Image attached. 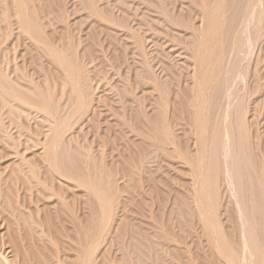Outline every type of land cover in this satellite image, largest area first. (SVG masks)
Returning a JSON list of instances; mask_svg holds the SVG:
<instances>
[{
    "label": "rangeland",
    "instance_id": "rangeland-1",
    "mask_svg": "<svg viewBox=\"0 0 264 264\" xmlns=\"http://www.w3.org/2000/svg\"><path fill=\"white\" fill-rule=\"evenodd\" d=\"M19 1L26 2V0ZM27 2V13L29 14L30 12L31 15L33 8V10H36L37 12V20H35L37 23L40 21V23L38 24H40L42 27L41 30H43L42 34L44 38L46 37L49 42L53 43L58 48H63V52L69 57V59L73 60L74 63H78L77 68H79L80 70L79 80L76 78H72L74 83L77 85V90L75 92L77 98L74 100V103L72 101L71 104L67 105V98L64 97L62 103L64 104L65 109L63 112V116H65L66 118L65 129L70 128L66 132L65 138L75 140L78 146L83 150L84 158L93 161V172L95 171V175L99 176H97V178L103 177V191H101L102 193H104L103 195L107 199V210L105 209L103 212H99V215L93 218V220L95 221V225H93V264H264V0H27ZM215 4H217L221 9V21L219 20V22L221 23H219L220 25L218 24L220 28H218V34L215 38H219L220 40L218 39V41L220 42L219 44H217L216 42L218 41L214 40L216 42L213 43L212 41V44L208 43L209 45L206 44V46L211 49V47L209 46L210 44L212 45V50L214 51H211L213 52L212 55L214 56V58L213 56H211V62H213V60L214 62L218 61L219 57L218 66L217 63L215 64L213 62L212 67L215 64L216 66L213 69H217V67L219 68L218 70H216L217 72L211 69L213 71H211L212 73H216L213 74L214 82L212 86L214 87V89L212 88V86L209 88V93L210 89L213 92H211V97L209 96V93L205 91L206 93H208L205 96V99L210 97V100L213 97L212 101L207 100L206 104H211L212 108L215 107L214 112L217 119L212 116L214 115L212 113L213 110L210 106L207 105V109L211 110L209 111V116L211 115V112L212 118L217 121L219 119L218 115L220 114L219 116L221 118L219 120L222 121H219V125L223 124L222 126L224 127L226 125V127H230L231 130L227 131L226 127L224 128L221 126L220 127L222 129L219 128L221 134L222 131L226 132H224L222 135L220 134L219 138L222 144H220L219 141V149H217V152L220 151L217 153V159H220V161H217L218 165L219 162H221L220 167L218 166L219 168H217V171H219L218 169H220L219 173L221 175H219V173H214L215 178L211 177V186L209 184V187L207 188V193L210 195L209 197H215V195L217 194V198L213 199L212 197L208 199L210 200L209 204H211L212 199H216V203H214L216 205H214L213 202L212 204L214 206L211 204L216 208H213L215 212L214 218L212 216V207H209L211 214L209 212L210 216L208 215V217L212 218L211 220L209 218L207 219V217L205 219L203 214H200V208H197L198 203L197 200H195L196 197H192L193 195L195 196L196 192L194 191H197L199 188V186L196 185V178L194 174L192 175V172H190L192 168L197 164L195 159L197 158V149H195L196 143L194 133L190 136L193 137L191 138V141L189 137V135L192 133L191 131H193L194 128L191 125L192 122H189L191 120H187V118L189 119V117H187L188 114L186 113V118H184L185 115H183L184 112H182V108H178L179 106H182L179 105L182 104L181 102H187V100H184V98H182L183 94L181 96H178L177 93L180 92L178 94H185L188 92H185L183 90L192 91L193 88L190 87L194 85H192V83H195L196 86L198 85V81H196L198 80L196 77L197 72L193 73V71H197L195 70L196 67H194L196 62L193 65V62L195 60L197 61V59L193 55L199 51L198 47H200V45L202 47L203 43L201 44V42L205 40L203 34V38L201 37V33H204L205 30L204 14L206 12L212 13L211 9L217 7H213L215 6ZM2 6L3 5L0 3V18L4 17L3 20H0V52L5 55V57H9L11 69H18L19 75H17V77L21 84H26L27 80H33L34 84L29 86L37 87L38 84H36L35 82L41 81L43 77L41 75V71L39 72V70H41V68L39 69V67L43 65L42 67H45L46 69L52 68L53 70L54 66L53 63H51L52 59L50 58V55L48 53L43 51V45L41 43L34 41L32 37L24 33L19 28L18 24H15L16 17H14L13 13H11L9 17L5 18V11ZM210 13L206 15V17L209 16ZM196 42L197 45L200 44L198 47L196 45ZM195 45L197 48H195ZM194 48L198 50L195 51ZM214 53H216L217 57ZM190 56L193 57L190 58ZM220 58L222 59V62ZM191 59H193V61ZM221 65L222 67H220ZM169 68L170 70H168ZM220 68L222 69V71ZM219 69L221 73L219 72ZM149 72L153 74V79H151V77L149 76L151 74H149ZM191 73L195 74L193 75V77L195 76L194 78H196L195 80L192 77ZM218 73L220 74L218 75ZM214 75H217V78L214 77ZM157 80H160V82H157ZM153 82L156 84H154ZM161 82L163 86L161 85ZM184 83L186 87L185 89L183 88ZM214 83L217 84L214 86ZM154 85H156L157 92L155 91ZM168 85L170 87H168ZM159 86H162L164 90L163 92H166V96H168L167 100L165 96H163V94L165 95V93L161 94L162 91H158ZM189 87L191 89H189ZM67 90H65L64 92L68 93ZM181 90L183 92H181ZM193 91L196 92L194 89ZM50 92H55L54 85L51 82ZM205 92L204 95L206 94ZM57 93L60 92L58 91ZM190 93L192 95L193 92ZM190 93L188 95L190 96L188 97L189 99L193 97V95L191 96ZM159 96H163L164 101L163 99L160 100L161 98ZM185 96L187 97L186 94ZM186 97L185 99H187ZM178 98L182 99L183 101L179 100V102H181H178L177 104L176 99L178 100ZM126 102L127 105H130L132 108L126 106ZM139 102L141 103L140 105L138 104ZM161 102H163L165 106L163 104H160ZM172 102L177 104L175 106V110H177V115L181 117H178L179 120L176 117V114L174 115L175 110H173L172 108H174L175 104H172ZM136 103L138 105H136ZM170 103L171 106L173 105V107H167V109L169 108V114H167L166 104L170 105ZM162 105L163 107H165V112L162 110V113L164 112L168 115H166L165 118L170 119H167L170 127H172V129H174L173 126L176 127V129H174L176 131L174 133L176 134L175 136L179 138L178 135H181V133H184L185 131L190 133L189 135L188 133H186V135L188 136H186L185 138L187 139L188 137L189 139V141H187L188 146L190 147L189 149H187L188 146L185 142L186 140L184 141V138H182L185 133L184 135L180 136L183 140L181 138L179 139L181 141H184L186 144L182 142V145L180 143V140V142H178V138L176 140V144L180 143V147L182 146L183 149H185V147L187 146L186 149L191 154L188 155V163H183L185 165L183 166L180 162L181 159L178 162V158L181 157L180 154L178 155L179 157L175 155V159H177V161L175 159L174 161L173 159L171 160V158H174V155L173 157H170V152L172 151V148L170 146H164L162 149L161 147H158V150L154 151L155 148H157L155 143L154 146L153 142H149V140L145 138L147 136H143V134H141V136H143L142 139L144 138L146 141H148L145 142V140L143 139L144 141L142 140V142L140 139L141 136L138 134L139 136H137L139 137L141 144L147 143L145 145L148 148V145H150L148 143H151L154 146L153 149V146L150 145L149 151L146 152L147 154H141L140 158L143 157L142 155H146L148 157L150 152V155H153L156 152V158L159 157L158 159H156L151 156L152 160L150 157H148V159L146 158L147 165H149L148 163H153L155 159V163H158L159 160V163H156L157 165L151 163L152 166L150 164V167L148 166L149 169L144 163V165H146L147 167L146 170H153L152 172L149 171V173H151L150 177L154 175L156 176H153L155 181L158 178L157 182L159 179H162L161 183L164 182L161 184L159 181V186H157L158 184H156L155 186V181H150L154 180L153 177L151 179L150 177H148L149 175H146L148 174V170H144V173H142L143 167H145L144 165L143 167L142 165H137L139 166L138 168L137 166L132 167L139 170L141 166L142 170L141 174V170H136V173L138 174H134V180L131 177L135 169H132L133 173H128L131 177L126 173L127 169L125 166V162L128 157L126 158L125 154L126 156H128L131 153L130 151H138L137 146L140 144V142L138 144L139 139L136 135H134L136 134L134 133V131L136 130H132L130 132L132 128L125 125V122L129 125V121L126 120L131 119L128 117L131 116L130 113L132 112V115L137 114L140 117H138V119L137 116L134 115L138 120H143L142 117H144V114H146L147 112L150 113H147L145 116L146 122L148 118H150V116L152 117V115L155 113H157L155 114L157 119V117H160L162 114H158L161 108L158 109L157 106L162 107ZM137 106H141L137 110L145 111L143 112L142 116H140L139 113L141 112L139 111H137V113H134V111L136 112L135 108H137ZM238 107L240 109L239 112L241 113L239 117L242 116L240 117V119L242 118V127L239 126L240 123L237 124V119H239V117L236 114H240L237 111ZM125 110H127L128 113ZM129 110L132 112H130ZM178 110L180 111V113H178ZM227 110L230 114H233V116L230 115V117ZM29 111L30 112L28 117L30 118L31 127L40 128L42 133H45L49 129L55 127V121L51 117H48V119H46V123H41L43 118H41L42 116H39L43 113L33 108H30ZM171 111L174 113H172ZM233 111H237V113L235 114V112L233 113ZM31 113L33 114L31 115ZM181 113L183 116L181 115ZM170 115H173L171 116L172 118L176 117L175 119L177 120L173 119L174 121L172 123V118L170 117ZM134 116L133 118L136 121ZM155 116L150 120H154ZM182 117L184 120H186L182 121ZM133 118L132 121H130L134 123V125H136L137 121L135 122ZM156 119L155 121L158 120ZM210 119L211 118H209V120ZM36 121L39 123H37ZM145 121L139 124L137 123V126L134 127L131 123V126L133 127V129L138 127V130L139 127H141V130L144 126L143 124L145 123ZM179 121H182L183 123ZM187 121L188 124L191 123L190 125L192 127H190L193 130H189L190 127L187 129L188 125H184L185 122L187 123ZM174 122L181 125L176 126ZM147 123H149V125L151 124L149 120ZM152 124L154 125V122ZM171 124L174 125L171 126ZM210 124L213 125V123ZM210 124L208 126H210ZM214 125L216 126V124ZM150 126L143 127L144 129L149 128L147 129V131L146 129L143 130L144 133L146 131V135H148L150 132L148 131L151 129ZM126 127H128L129 129H127ZM181 129H183V131ZM210 129L208 131L212 132L213 129ZM236 131L238 132V134ZM226 133H228V135L233 134L232 137L236 136L233 139L235 140V142H238H234L235 145L234 143H230V141L233 142L234 140L232 139V137H230L231 135L228 136ZM224 134L230 137V139H228V137H225ZM240 134L243 135L241 136ZM206 135H208L206 136V139L209 142L210 140H208V138L211 139L212 134L210 133L211 136H209V132H207ZM149 136L150 135H148V137ZM221 138L224 140H222ZM241 138L243 139L242 142L246 143L245 147L244 145H241L243 144L240 141ZM130 139L133 140V142L135 141V143L131 142ZM126 141L133 143L135 146L133 144L132 146L136 148L132 147V149L134 150H131V148H129L130 150H128V145L130 143L126 145ZM226 142L229 143V145L226 144ZM129 147H131V144ZM177 147L178 149L182 148H180L178 145L176 146V148ZM207 147L211 149L210 146H206V157L204 156V163L206 161L210 162V155H212L209 153V149H207ZM36 148L37 147H35V149ZM125 148L129 151V153L125 150ZM35 149L28 151L26 154L28 156L32 155L31 153L39 155L41 151L39 149ZM150 149H153L154 152ZM160 149H165L164 153L167 152L168 155L162 153L163 151H161ZM230 149H236L237 151H246H242V155L243 153H245L243 156H246V158H243L242 156V158L239 159L243 164L242 167V164L239 163L240 166L242 167V169L244 168L243 170H239V173L241 174L239 178L242 177L243 173V177L247 178L245 179L242 177V180L240 179L242 182L239 183V193L237 192L238 185H234V183H236V177L235 175H231L236 172L232 171L231 167H236L237 165L236 163V166H233L232 164V166L230 165L231 162H229V160L231 161V155L233 156L234 152V150L232 152V150ZM159 150L161 153L158 152ZM124 151H126L128 155ZM230 152H232L231 155L229 154ZM206 153L210 154L209 158H207L208 155ZM238 153L240 154L239 151ZM134 154H136V152ZM221 156L224 157L222 158ZM123 157L125 158V161L123 160ZM144 159H140L142 163L144 162ZM243 159H247L248 161L245 162L246 160L243 161ZM122 162H124V165ZM208 162H206V164L203 163V165L206 166L204 167L205 171L207 173H210L209 170L211 172L213 170H211V167L210 169L206 170L207 168H209L207 166L210 165V163L208 164ZM191 164H193L194 166H192ZM221 164H224L225 166H222ZM121 165L123 166L121 167ZM188 165L191 170L187 168ZM244 165L247 166L245 167ZM157 167L159 168V170ZM161 167L162 169H160ZM175 167L178 168V170ZM24 168L26 169H23V173L27 175V173H29L30 171H28L29 169L27 167ZM122 168L126 171L121 170ZM112 169L116 171L111 172ZM180 169H185V171L186 169H188L191 176L185 171H183V173H181V171L179 172ZM228 170L230 171V173ZM109 171L110 173H112L111 175H116V178H113L114 176L110 178V176L108 175ZM122 171H124L125 174ZM156 171L160 174H158ZM99 172H102L104 175H102V173L99 174ZM105 172L108 173L105 174ZM177 172H179V175L180 173L183 174V176L185 172L189 177L186 174L185 177L180 175V177L182 176V181L180 177L177 176ZM144 174L145 176L143 177ZM31 175L36 178L35 173L31 172ZM216 175H219L220 178L222 177L221 180ZM146 176L150 178V180L148 178L146 180ZM122 177L124 178L122 179ZM173 177L175 180L172 179ZM216 177L218 178L216 179ZM231 177L234 178V182L232 181ZM125 178H128L130 180L128 181V179L126 180ZM165 178L169 181H171L172 179V182H169L167 180L165 181ZM143 179L146 183H143ZM180 180L181 182H183L182 184ZM112 181L113 185L116 186L112 185V189H110L109 183H112ZM148 181H150L152 184L154 183V185L150 186L151 183H149ZM62 182L59 181V183H61L63 186H66L65 184L67 183L65 181V183ZM115 182L117 183L115 184ZM168 182L171 184L168 185ZM243 182H245L246 185ZM175 183L183 185L184 187H186V190H184L185 188L181 190L183 186L180 187ZM165 184L167 185L165 186ZM212 184H218V187H216L217 185H215L214 189V186ZM126 186L130 187L127 188ZM131 186L134 187H132L133 190L131 189ZM153 186L161 189V191L158 190L160 194H157L155 192L156 190ZM167 186H174V189H176L175 187L178 186L180 188L177 187L175 191L178 192V189H180V191L182 192L173 193V187H170V189H168ZM15 187L17 188L19 194L23 193L22 189H20L19 187V184L16 183ZM113 187H117L118 189L114 193L112 191ZM165 187L167 188L166 192L168 191L167 197L164 189ZM242 187L243 189L245 188V192H241ZM150 188L155 191H151ZM123 189L125 191L127 190L129 194L127 192L125 193ZM129 189L130 191H133V195L131 194V196L134 197L133 199H131L132 197L130 196L131 192L129 191ZM216 190H218L217 193ZM148 191H151L153 195L151 192H149L150 196L149 194L146 195V192L148 193ZM185 191H187V194L184 193L185 195H183V192ZM210 191L211 194L214 192L212 196L209 193ZM219 191L220 196L218 193ZM107 192L109 195H107ZM179 193L180 196L178 195ZM241 193H244L243 195L249 193V196L251 195V197L249 198L251 201L248 200L249 196L247 197L246 195V197H243ZM145 195L149 198L153 196L154 198L151 199H156L157 201H154L157 203L159 200V203L155 204L153 201L148 199V197H144ZM79 196L81 208L85 207V201H88L90 198L87 189L81 186L79 189ZM126 196L129 197L128 199H130L132 203L127 199ZM252 196L254 199H252ZM20 198L21 197L18 198L19 201ZM165 198H168V200L166 201ZM179 199L181 201L183 199L182 203ZM127 200L129 201V203L127 202ZM146 200H149L152 203L150 202V204L149 202H146ZM163 200L166 201V203ZM184 200H186V202H184ZM239 201L242 202V206H248L249 202H251V206H253L254 209H252V207L249 205L251 207V211L253 212V219L250 218V221H248L247 218L248 216L252 217V215H246L248 212H250V208L247 206L244 207L245 209H243L244 211H247V213L241 214L240 211H243V209L241 208V202L239 203ZM183 202L188 206H183ZM245 202H248V204H245ZM149 204L151 206H149ZM152 204H154L155 207L152 206ZM255 204L258 206H256ZM93 207L98 210L101 207L100 205H98L94 196ZM150 209L152 210V213H154L155 215H159L158 221L154 219L155 216L151 217L154 214L149 215L151 213ZM81 210L83 213L84 210ZM244 216H247V221L245 220ZM232 217H234L236 220ZM215 218L216 220H214ZM228 218H230V221L228 220ZM124 220H131V223H136L134 227H138L139 229H135V237L139 236L138 233L144 231L145 235L144 237L142 235V237L146 238L144 239V241L148 239L147 242L145 243L141 236L139 237H141L142 239L138 237L129 238V235H126L124 233V228L126 227L125 222H127H124ZM253 220L255 221L251 222ZM231 222L233 225L231 224ZM97 224L100 226L102 225L101 228H99L100 226H98ZM153 224L155 225L153 226ZM121 226L124 228H122ZM248 227L252 228L250 232L249 230H247L249 229ZM205 228L210 229L206 230ZM4 230L5 228L4 226H2L0 230V241L3 237H5V235L3 236V234H5ZM248 232H253L251 233L252 236H250L251 234H248ZM64 242L67 245H70V243H68V240L63 239V243ZM249 242H252V244ZM125 246L127 247V249ZM10 254L11 251L9 249L5 250L4 256H6L7 259H14L12 257L13 255ZM60 256L69 262H72L73 260V255L69 256L66 254V252H61ZM0 264L4 263L0 260Z\"/></svg>",
    "mask_w": 264,
    "mask_h": 264
},
{
    "label": "bare ground",
    "instance_id": "bare-ground-1",
    "mask_svg": "<svg viewBox=\"0 0 264 264\" xmlns=\"http://www.w3.org/2000/svg\"><path fill=\"white\" fill-rule=\"evenodd\" d=\"M9 1L8 0H1V2H0L3 5L2 7H3L4 11H5V18L9 17L11 13L14 14V17H16V20H15L16 23L15 24H18L19 28L24 33H26L27 35H29L30 37H32V39H34V41L39 42V43H41L43 45V51L46 52V53H48L50 55V58L52 59L51 60V63H53L54 69L53 70H52V68H47L46 69L45 67H42L43 65L41 67H39V69L41 68V70H39V72L41 71V75L43 77H42L41 81H39V82L37 81L35 83L38 84V85H40V86L37 85V87H30L29 85H33L34 84V81L33 80H27L26 81V84H23V83L21 84L20 81L18 80V77H17V75H19L18 69H16V68L15 69L14 68L11 69L10 68V60H9V57L8 56L5 57V55H3L0 52V230H1V227L2 226H4V228H5V230H4L5 231V234H3V236L5 235V237L2 238V236H1L2 239L0 241V260L4 264H93V225H95V221L93 220V218H95L96 216H98L99 215V212H103L107 208L106 207V205H107V199L103 195L104 193H102V191H103L102 190V187H103V179L102 178L103 177L97 178L98 175L96 176L95 173H94L95 171L93 172V170H94L93 169L94 168L93 167V161L84 158V152L78 146V144L75 142V140L74 139H68V138L66 139L65 138V134H66V132L70 128L65 129V121H66V118H65V116H63V112H64L65 109H64V104L62 103V100L64 99V97L67 98V105L68 104H71L72 101L74 103V100L77 98L76 97L77 95L75 93L76 90H77V85L74 83V81L72 80V78H76V79L79 80L80 70H79V68H77V66H78L77 64L78 63H74L73 60H70L69 57L63 52V48H58L53 43L49 42V40L46 37L44 38V36L42 34L43 33V30H41L42 27H41L40 24H38V23H40V21L38 23L36 22V20H37V12H36V10L34 11L33 10L34 8H33L32 9V12H31V15H30V12L28 14L27 11H26V9H27L26 8V6H27L26 4L28 3L27 0H26L27 3L26 2H23V1H19V0H11L10 2ZM213 7H216V8H214V9L212 8L211 9V12L212 13L209 12L210 15L207 16V17H206V15H208L209 13L206 12V11H204V12L208 13V14H206V13L204 14L205 15L204 16V19H205L204 20V22H205V25L204 26L205 27L204 26L203 27L205 28V30H204V33H201V37L204 35L205 40H203V42H201V44L203 43L202 47H201L200 44L197 45V42H196L197 47L200 45V47H198L199 51L197 53H195V54L193 53L194 54L193 56L197 59V61L195 60L193 62V65H194L195 62L197 63V66H196V63L194 65V67H196L195 70H197V71H193V73L197 72L196 73L197 74L196 77H197L198 80H196V81H198V85L196 86L195 83H192V85L194 84L193 85L194 87L193 86H190V87H192L196 92H194L193 89H192V91L191 90H183L185 92L188 91L187 92L188 94L185 93L187 95V97L185 96L184 93H181V94H178L180 92L177 93L178 96H181L183 94L184 97L182 96V98H184V100H187V102H185V101H183L182 99H179V98H178V100L176 99L177 104H178L179 100H182L183 101V102L180 101L182 104H179V105H182V106L181 107L180 106L179 107L177 106V107L180 108V109L182 108L181 110H182V112H184L183 115H185L187 113L188 114L187 117H189V119L187 118V120L188 121L191 120L189 122H192V124L191 123L188 124V121H187V123L185 122L184 125L185 126L188 125L187 126V129L191 125L194 128V130L191 128L192 126L189 128V130L192 129L194 131V132L191 131L192 132L191 134L189 132L185 131L184 132L185 135H184L183 132H182L183 134L181 133V135L180 134L179 135L177 134V135L179 136V138H181L180 136L184 135L182 138H184V141L186 140L185 141L186 143H187V141H189L188 137H187L188 140L185 139L186 136H188L190 134L189 135V137H190L193 133L195 135L194 138H195V143H196V146L195 147L196 148L195 147L194 148L197 149V154L195 153L197 155V158H195V157L194 158L196 159L197 164H196L195 167L192 168V170L190 169L189 165H188L187 168L189 170H191L190 172H192V175L194 174V176L196 178V180H195L196 185L199 186V188L196 187V188H198V190L197 191H194L196 193H195V196L193 195L192 197H196L195 200H197V203H198V205L196 204L198 206L197 208H200L199 209L200 214L201 215L203 214V216H204L205 219H206V217H207V219L209 218L208 215H209V212H210V208L211 207H212L211 210H213V213H212L213 215L212 216H213V218L215 217L214 216V213L215 212H214V209H213L215 207H213V206L216 205V204H214V203H216L215 202L216 199L215 200H213V199L214 198H217L216 197L217 194L214 197V196H212V194L214 192L212 194H211V191L209 192L211 194V196L213 197V199L211 201V204L213 202L214 205L212 204L213 205L212 206L211 204H209L210 200H208L209 198H212V197H209L210 195L207 193V188L209 187V184L211 186V183H212V181H210V180H212L211 177H214V175L215 174H218L219 171H220V169H218L219 171H217V168L220 167V163H221V162H219V165H218V162L217 161H220V159L219 160L217 159V155H218L217 153L220 152V151L217 152V149H219L218 148L219 147V141H220V144H222L221 143V140L219 138L220 137V134H221L219 128L224 127V126H222L223 124L222 125H219L220 124L219 123V121H220L219 119L221 118L219 116L220 114L218 115V117H219V119L217 120L218 122L214 118H212V116H214L216 118L215 112H214V108L215 107L212 108L211 104H209V105L206 104L207 100L208 101H212V99H213V97H212V99L209 100V98L212 96L211 95V92L212 91L210 89V93H209V88L213 85V82H214V80H213V74H216V73H212V72L214 70H215V72H217L216 70H218V68H219V67H217V69L216 68L213 69L216 66L215 65L216 63H217V66H218L219 57H218V61H215L214 62V60H213V62L215 64L212 67L213 62H211L212 61L211 60V56H213L212 55V53H213L212 51H214V50H212L213 48H212V45L211 44H212V41L214 43V42H216L214 40H217L218 41V39H219V38L218 39H215V38H216V35L218 34L217 33V30H218V28H220L218 26V24L221 23V22H219V20L221 21V18H220V14H221V11L220 10L221 9L218 7L217 4H215V6H213ZM208 11H209V9H208ZM3 18L4 17L0 18V20L1 19L3 20ZM32 19H34V20H32ZM8 24H9V21H8ZM3 29H4V27H3ZM202 32H203V30H202ZM219 42L220 41H218L216 43L219 44ZM208 43H211L210 46H209V47H211V49L206 46V44H208ZM196 45H195V48H197ZM195 48H194L195 51L198 50V49H195ZM192 52H194V51H192ZM214 54L217 57L216 53H214ZM12 55H11V58H12ZM193 56H190V58H192ZM213 58H214V56H213ZM191 60L193 61V59H191ZM220 60L222 62V59L221 58H220ZM21 63H22V61H21ZM220 67H222V65ZM153 69H154V67H153ZM220 69H219V72L221 73L222 69H221V71H220ZM168 70H170V68ZM232 70H233V68H232ZM150 73L151 72H149V74ZM220 73H218V75ZM230 73H231V70H230ZM193 75H195V74H192V77H193ZM149 76L151 77V79H153V74L152 73ZM214 77L217 78V75H214ZM184 78H187V77H184ZM195 79L196 78H194V80ZM50 82L54 85V89H55V92L54 93L53 92L52 93L50 92ZM157 82H160V80H157ZM179 82H180V80H179ZM154 84H156V83H154ZM216 84L214 83V86ZM161 85L163 86L162 82H161ZM67 87H68V90H67ZM154 87H155V91H156V85H154ZM161 87L159 86L158 91L159 92L162 91L161 94L162 93H165V95L163 94V96H165V98L167 100L168 99L167 98L168 96H166V92H163L164 91L163 90V87L162 88ZM168 87H170V86L168 85ZM190 87H189V89H191ZM221 87H222V85H221ZM183 88L184 89L186 88L185 87V83H184ZM212 88L214 89L213 86H212ZM65 90H67L68 93H65L64 92ZM58 91L60 93H57ZM183 91L181 90V92H183ZM205 91H207L209 93V96L211 95L207 99H205V96L208 93H206ZM190 92H193L194 94L192 93L193 97L189 99L188 97H190V96H188V95H189ZM204 92L206 93L205 95H204ZM190 95H191V93H190ZM152 96H154V95H152ZM163 96L160 97L161 99L160 98L159 99L162 100L163 99ZM185 97L187 99H185ZM163 101H164V99H163ZM173 102H172V104H175L174 105V108H172L173 105L171 106V103H170V105L166 104V109H167L168 106L169 107L171 106V108L173 110H175V106L177 104L176 103H173ZM125 104H126V106L131 107L130 105H127V102ZM138 104L140 105L141 103L139 102ZM138 104L136 103V105H138ZM160 104H163V102H161ZM163 105H162V107H163ZM207 105L210 106L211 109L213 110L212 113L214 115H212V113L210 112V114L212 115V116L210 115L211 117L209 116V111H211V110H208L207 109L208 108ZM245 105H246V103H245ZM140 107L139 106H137V108L134 107L136 109V112L134 111V113H137V111H139V112H141V113H139L140 116H142L143 112H145V111L143 109H142L143 111L137 110ZM157 107H158V109L161 108L160 111L157 109L159 111L158 114L159 113H162V110L165 112V110H164L165 107H163V108L161 106H157ZM30 108H33V109H35V110H37L39 112L41 111L43 113V114H41L39 116V117L42 116L41 118H43L42 121H41V123H46V119H48V117H51L52 119H54L55 124H56L55 127L49 129L45 133H42L40 128L31 127V125H30V118L28 117L29 116V112H30L29 111ZM125 109H127V108H125ZM145 109H147V108H145ZM168 109L166 110V113L167 114H169ZM226 109H227V107H226ZM217 110H218V108H217ZM235 110H237V109H235ZM239 110L240 109L238 107V110H237L238 113H240ZM125 111H127V110H125ZM237 111H233V113L235 112V114H236ZM130 112H132V111H130ZM164 112L161 114L160 117L158 116L159 119L157 117L158 120L156 119V116H155V114H157V113L153 114L155 116V119L157 121H155V119L154 120H150L152 117L154 118V116L152 115V117L150 116V118H148L149 117V115H148L147 118H148L149 122L151 123L150 125H152V126H150L149 123H147L148 120H147V122L145 121L146 120L145 119L146 118L145 117L146 114L147 113H150V112H147L146 114H144V117H142V119L145 121V123L144 124L142 123V124L145 127H149L150 126V128H151L150 130H148V131H150L149 134L147 132V134L150 135L149 137H148V135L145 134L146 131H147V129H149V128H147V129L145 128L146 129L145 133L143 131V130H145L143 128L144 126L142 127L141 130H140L141 127H139V130L140 131L138 130V127H136L137 129L136 128L133 129L134 126H137V123L139 124L141 122H144L141 119L138 120L140 117L137 114H133L132 115L133 112L130 113L132 117L128 114L130 116L128 118H131L130 119L131 121H132V118H133L134 115H136L137 118L139 117L137 119L134 116L137 122L133 118V120L136 122V125H134V123H132L130 120H126V121H129V125L126 122H125V125H127L128 127L130 126L132 128L130 130V132L132 130H136V131H134V133H136L134 135L137 136L139 134L141 136V134H143V136L144 135L147 136L145 138H147L149 140V142H153V145L155 143V145L157 146V148H155L154 151L158 150V147L159 148L161 147V149H162L164 146H170L172 148V151H171L172 153L169 151L170 152V157H173V155H174V158H171V160L173 159V161H174V159L176 158L175 155L178 156L180 154L181 157L178 158V162H179L180 159L181 160L183 159L182 161L180 160V162H181V164L183 166H185L183 163H188V161H189V158H188L189 156L188 155L191 154L189 151H187V149H189L190 147L188 146V143H187V146L188 147L186 146L187 149H186L185 145H184L185 149H183L182 146H181L182 148L180 147L181 144L183 145L182 142H184V141H181L178 137L175 136L176 134H174V133L176 131L174 129H176V127L173 126L174 129H172V127H170V125L168 123V120H167L169 118H167V119L165 118L167 114L164 113ZM176 112H177V110H175V113L174 112H172V113H174V115L176 114V117L178 118L179 116L177 115ZM127 113H128V111H127ZM178 113H180V111ZM228 113H229V111H228ZM32 114L33 113H31V115ZM181 115H182V113H181ZM228 115L229 116L230 115L233 116V114H230V113ZM236 115L239 117V115H241V113L240 114H236ZM171 116H173V115H170V117ZM237 116H235V117H237ZM240 117H242V116H240ZM240 117H239V119H237V124L240 123L239 126L242 127L243 126L242 123H241L242 122V118L240 119ZM175 118H172L171 119V122L172 123L174 121L173 119H175ZM179 118H181V117H179ZM179 118H178V120H179ZM184 118H186V115H185ZM209 118H211V119L209 120ZM182 119H183V117H182ZM226 119H227V117H226ZM175 120H177V119H175ZM185 120L183 119L182 121H185ZM212 120H215V121H212ZM238 120H239V122H238ZM138 121H140V122H138ZM182 121H179V122L183 123ZM209 121H212V122H209ZM153 122H154V125L152 124ZM214 122H216V123H214ZM37 123H39V122H37ZM210 123H213V125H211ZM217 123H218V125H217ZM174 124H176V122H174ZM174 124H171V126L174 125ZM209 124H210V126H208ZM214 124H216V126H218V127H216ZM178 125L180 126L181 124H179V123L176 124V126H178ZM140 126H141V124H140ZM211 126H213V127L215 126L214 127L215 130ZM128 127H126V128L129 129ZM225 127H226V125H225ZM210 128L213 129V131H212L213 133L210 132V131H208ZM226 128H227V131L228 130H231V128L230 127L228 128V126ZM173 130H174V132H173ZM181 130L183 131V129H181ZM139 132H141V133H139ZM207 132H209V136H211L210 133L212 134L211 139H209L207 137L208 140H210L209 142L206 139V136H208V135H206ZM224 132H226V131H222V134ZM233 132H235V131H233ZM186 133H188V135H186ZM226 134L228 135V133H226ZM237 134H238V132H237ZM230 135H228V136H230V137L233 136V134H230ZM143 136H141V138H140L141 141L144 139V138L142 139ZM228 136L225 135V137H228ZM230 137H228V139H230ZM235 137H232V139L235 138ZM177 138H178V142L181 141L180 142L181 144L180 143L179 144H176ZM191 138H193V137H190V141H191ZM138 139H139V137H138ZM140 139L138 140V144L140 142V144L137 146V148H138L137 150L138 151H135L136 154H134L135 152L130 151L131 153L128 155V153H129L128 150H130L129 148H131V150H134V149H132V147L133 148H136V147H134L135 145L133 144V143H135V141L133 142V140H131V139L130 140L133 143L127 142L128 140L126 141L127 142L126 145L128 143L131 144V147H129L130 144L128 145V150L125 148V150L128 151V153L126 151H124L128 155V156H126V154H125V157L126 158L128 157L126 159V162H125L126 163L125 166H126L127 171L125 169H123V168L121 170H125L127 174L128 173L131 174L130 172H132V169H135L134 173L132 172L133 173L132 177L128 174L132 179L134 178L133 177L134 174L137 171H140L141 170V166H140L139 170H137V168L139 167L137 165H142V167H143L144 163L145 164L147 163L146 158L148 159V157H150L151 160H152V157L156 158V155H155L156 152L153 155H150L151 154V152H150L149 155H148V157L146 155L145 156L142 155L145 159L143 157L140 158L141 154H147L146 152L149 151L150 145L153 146L151 143H148V144H150V145H148L149 146V148H148L145 145L147 143H145V144L142 143L141 144ZM222 140H224V139H222ZM242 140L243 139L241 138L240 139L241 143H243ZM145 142H148V141L145 140ZM234 142H235V140L233 142L230 141V143H232V144ZM237 142H235V143H237ZM235 143H234V145H235ZM132 144L134 146H132ZM226 144L229 145V143H227V142H226ZM245 144L246 143H243L241 145L242 146L244 145V147H245ZM126 145H125V147H126ZM136 145H137V143H136ZM177 145L181 149H178V147L176 148ZM234 145H231V146H234ZM154 146L152 147L153 149H154ZM206 146H210L211 149H209L208 147H207V149H209L208 150L209 153L212 154V155H210V154L206 153L208 155L207 158H209V155H210V160H209L210 162L206 161V162H208V164L210 163V165L207 166L209 168H207L206 170L210 169V167L212 168L211 170H213L212 172L209 170L210 173H207L205 171L204 167H206V166L203 165V163H204V156L206 157V155H205ZM222 146H224V145H222ZM35 147H37L36 149H39L41 151V153L39 155H36L35 153H31L32 155L28 156L26 153L28 151L32 150V149H35ZM226 147H227V145H226ZM171 148H170V150H171ZM153 149L152 150L150 149V150L153 151ZM160 150L158 152H160ZM164 150L165 149L161 150V151H163L162 153H164ZM210 150H211V152H210ZM230 150H232V152H233L234 149H230ZM235 150L233 152V156L231 155L232 152L229 153L231 155L232 159L230 161L229 158H228V160H229V162H231L230 165L231 164L233 166H236L237 165L236 167H231L232 169L230 167L229 168L232 171H234V172L236 171L235 173H233L231 175L232 176L235 175V177H236V179H235V182L236 183H234V185H238L237 186L238 187V191L236 189L235 190L239 193L240 192L239 191V189H240L239 183L242 182L241 180H242V177L244 176V173H243L242 177L239 178V176H241V174L239 173V170H243L244 169V168L242 169L243 164L241 163L242 161H240L239 159H241L242 156L245 153H243V155H242V151L243 150L242 151L238 150L240 152V154H241L240 155L238 153V151L236 150L237 151L236 152ZM187 152H189V153H187ZM164 154H167V152L164 153ZM228 157H230V156H228ZM244 157L246 158V156H243V158ZM158 158H156V159H158ZM140 159H144L143 160L144 162L142 163ZM163 159H162V161H163ZM123 160L125 161V158ZM155 160L153 162L154 164L157 163V162L155 163ZM175 160L177 161V159H175ZM244 160H246L245 162L248 161L247 159H243V161ZM193 161H195V160H193ZM206 162L204 164H206ZM245 162H244V164H245ZM122 163L124 165V162H122ZM151 163H148L149 165L146 164L147 167L148 166L150 167V164ZM158 163H159V160H158ZM235 163H236V165H235ZM239 163L242 164L241 165L242 167L240 166ZM152 164H151V166H152ZM123 165H121V167ZM146 165H144L145 167H143V172L141 170L140 171V174H141V172L144 173V170H146V168H147ZM161 165H163V164H161ZM191 165L194 166L193 164H191ZM136 166H137V168H132V167H136ZM159 166H160V164H159ZM165 166H163V167H165ZM238 166H240V167H238ZM24 167H27L29 169L28 171H30L29 173H27V175L23 173V169H26ZM149 167H148V169H149ZM160 169H162V167ZM176 169L178 170V168H176ZM188 169H186V171H185V169L184 170L180 169L179 172L181 171V173H183V171H185V172L189 173ZM158 170H159V168H158ZM113 171H116V170H113L112 169L111 172H113ZM149 171H151V170H148V172H147L148 174L145 173L147 176L149 175L148 177H150V175H151V173H149ZM230 171H229V173H230ZM31 172L35 173L36 178L31 175ZM122 172L125 174L124 171H122ZM179 172H177L178 173L177 176H179V177H180V175L183 176V174H181V173L179 175ZM185 172H184V176L183 177H185L186 175L188 176V174H186ZM101 173L102 172H99V174H101ZM107 173L108 172H105V174H107ZM114 173H116V172H114ZM96 174H97V172H96ZM111 174L112 173H110V171H109V174L108 175L110 176V178L114 176V175H111ZM136 174H138V173H136ZM145 174L143 175V177L145 176ZM152 174H154V173H152ZM158 174H160V173H158ZM102 175H104V174L102 173ZM117 175H118V172H117ZM189 175L191 176L190 173H189ZM219 175H221V174L219 173ZM219 175H216V176H218L220 178ZM115 176L113 178H116ZM147 176L145 178L146 180L148 178ZM153 176L154 175H152V177ZM152 177H150V178L152 179ZM154 177H156V176H154ZM154 177H153V179H154ZM174 177L172 179H174ZM181 177H180V179H181ZM218 177H216V179ZM123 178L124 177H122V179ZM135 178H136V176H135ZM150 178H148V179L150 180ZM214 178H213V180H214ZM221 178H220V180H221ZM231 178H232V181H233L234 178L233 177H231ZM243 178H245V177H243ZM157 179H156V181H155V179L153 181L152 180H150V181L151 182H154L155 181L154 183H155V186H156V184H158L159 181H160V183L162 181V179H159L158 182H157ZM172 179H171V181H169L170 179L167 180L165 178V181L167 180L169 182H172ZM245 179H247V178H245ZM129 180L130 179H128V181ZM143 180H142V182H143ZM181 180H180V182H181ZM59 181H61V182L62 181L63 182L65 181L67 183V184H65L66 186H63L61 183H59ZM114 181H116V180H114ZM150 181H148V182L151 183ZM176 181H177V179H176ZM16 183L19 184L20 189H22V192H23V193H21L22 195L19 194L17 188L15 187V184ZM116 183L117 182H115V184ZM143 183H146L145 180H144ZM154 183L153 184L151 183L150 186L154 185ZM162 183H164V182H162ZM182 183L183 182H181V184ZM243 183L245 184V182H243ZM170 184L171 183H169L168 185H170ZM175 184L176 185H179L180 187L183 186L181 184H177V183H175ZM112 185H113V181H112V183H109L110 189H112ZM166 185L167 184H165V186ZM215 185H217L216 187H218V184H215ZM215 185H213L214 186V189H215ZM81 186L84 187L85 189H87V191H88V193L90 195L89 200L88 201H85V207H82V208H81L80 196H79V189H80ZM113 186H116V185H113ZM155 186H153V187L155 188L156 191L155 190H152L153 187L150 188L151 191H155L157 194H160V192H158V190L161 191V189L160 188H157ZM157 186H159V184ZM107 187H108V185H107ZM129 187L130 186H128L127 188H129ZM132 187L133 186H131V189L133 190L134 187L133 188ZM167 187H168V189H170L171 186H167ZM172 187H173V193H176L177 191H175V190L177 189L178 186L175 187L176 189H174V186H172ZM180 187H178V188H180ZM237 187H235V188H237ZM164 189H165V192H166L167 188L165 187ZM182 189L186 190V187L183 186V188H181V190ZM214 189H212V190H214ZM244 189L242 187V190H244ZM116 190H118L117 187L116 188L113 187V190H112L113 193L116 192ZM132 190L130 191V189H129V191L131 192L130 193V196L133 193ZM242 190H241V192H245V190L244 191H242ZM151 191H148V193L146 192V195H148L149 192H151ZM171 191H172V189H171ZM217 191L218 190H216V193H217ZM108 192H107V195H109ZM124 192L125 193L126 192L128 193L127 190L126 191L124 190ZM167 192H166V197L168 196V193ZM178 192L181 193L182 191H180V189H178ZM186 192L187 191L183 192V195H185L184 193H186ZM180 193L178 194L179 196H180ZM218 193H219V196H220V191ZM243 194L244 193H241V195L243 197L244 196L246 197V195H247V197L249 196V193L248 194H245V195H243ZM146 195L144 197L147 198L148 196H146ZM152 195H153V193H152ZM173 195H175V194H173ZM93 196L95 197L98 205L101 206L99 210L93 207ZM149 196H150V194H149ZM186 196H188V195H186ZM19 197H21L20 198V201L18 199ZM141 197H143V196H141ZM162 197H164V196H162ZM250 197H251V195L248 197V200H250L249 199ZM128 198L129 197H127V199ZM133 198L134 197H132L131 199H133ZM151 198H154V197L153 196L150 197V198L148 197V199H150L151 201H153L156 204L157 202H155V201H157V200L156 199H151ZM155 198H160V197H155ZM252 199H254L253 196H252ZM128 200H130V199H128ZM128 200H127V202L129 203ZM167 200H168V198L166 199V201ZM151 201H149V200L147 201L146 200V202H149V203ZM166 201H164V202L166 203ZM182 201H183V199H182ZM182 201L180 200L181 203H182ZM217 201H219V200H217ZM227 201H229V200H227ZM241 201H239V203ZM130 202L132 203L131 200H130ZM184 202H186V200H184ZM184 202H183V206H185V205L188 206L186 203L184 204ZM220 202H221V200H220ZM220 202H218V203H220ZM242 202H241V208L243 209L247 205L242 206ZM158 203H159V200H158ZM150 204H149V206H151ZM180 204H178V205H180ZM245 204H248V202L247 203L245 202ZM134 205H136V204H134ZM249 205L251 206V202H249V204L247 206V207L250 208L249 209L250 212L247 213V211H244V209H245L244 208L243 211H240L241 214L242 213L243 214L244 213H247L246 214L247 216L250 215V214L252 215L253 212L251 211V207H252V209H254V208H253V206L250 207ZM152 206L155 207L154 204H152ZM256 206H258V205H256ZM93 208H94V210H93ZM257 208H259V207H257ZM81 209L84 210L83 213H82V210ZM234 210H236V209H234ZM196 211H197V209H196ZM155 213H156V211H155ZM151 214H154V213H152V210H151V213L149 215H151ZM210 214H211V212H210ZM153 216H155L154 219L158 221V218H159L158 216L159 215H157V214L155 215L154 214L151 217H153ZM247 216L246 217L244 216V218H245L246 221H247V219H248V221H250V218L253 219V215H252V217L251 216L250 217L248 216V218H247ZM232 218H234V217H232ZM209 219L212 220V218H209ZM229 219L230 218H228V220ZM211 220H209V221H211ZM214 220H216V218ZM125 221H127V222H125ZM130 221L129 220H124L126 227L125 228L122 227V226L121 227L124 228V233L126 235H129V238H134L136 236L135 229H137L138 227H134L136 225V223L133 224L134 222L131 223L132 221L131 222ZM254 221L255 220H253L251 222H254ZM153 222H155V221H153ZM231 224H232V222H231ZM249 224H250V222H249ZM154 225L155 224H153V226ZM98 226H100V225H98ZM101 226L99 228H101ZM118 227H119V225H118ZM141 228H143V227H141ZM205 229L206 230H209L210 228H208V229L205 228ZM251 229L252 228L250 227L247 230H249V232H250ZM139 231H141V230H139ZM249 232H248V234L253 233V232H251V233H249ZM143 233H144V231H141L140 233H138V235L141 236V237L143 235V237H144L145 233L144 234ZM243 233H245V232H243ZM139 236H137V237L138 238H141ZM250 236H252V234ZM137 237H135V238H137ZM216 237H217V234H216ZM63 239L68 240L69 241L68 243H70V245H67L65 242L63 243ZM144 239H146V238H143V241H144ZM247 239H249V238H247ZM147 240L144 241V242L146 243ZM249 243L252 244V242H249ZM7 249H9L11 251V254L10 255H13L12 257L14 259H7V257L4 256L5 250H7ZM126 249H127V247H126ZM61 252H66V254L69 255V256H72L73 255L72 262H69L66 259L62 258L60 256V253Z\"/></svg>",
    "mask_w": 264,
    "mask_h": 264
}]
</instances>
